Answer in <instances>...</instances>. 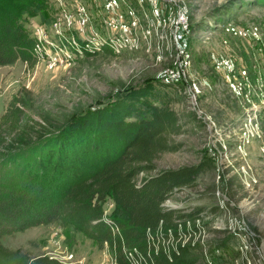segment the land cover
I'll list each match as a JSON object with an SVG mask.
<instances>
[{
	"label": "rangeland",
	"instance_id": "374dc122",
	"mask_svg": "<svg viewBox=\"0 0 264 264\" xmlns=\"http://www.w3.org/2000/svg\"><path fill=\"white\" fill-rule=\"evenodd\" d=\"M181 9L190 63L184 78L171 80L167 69L178 52L173 22ZM43 12L51 26L39 16L28 22L42 42L35 63L0 65V117L16 96L25 99L21 134H5L0 148L13 141L30 148L41 133L52 135L84 112L121 104L126 93L151 85L148 97L172 109L182 131L170 136L179 148L160 153L156 168L140 178L201 164L193 183L169 195L179 213L202 212L205 222L234 218L231 229L210 227L203 244L190 239L186 260L207 264V254L214 264H264V0H49ZM222 57L233 62L229 75L214 68ZM228 78L241 87H230ZM104 209L116 215L111 198ZM163 233L164 227L156 243H172ZM2 242L62 264H116L107 246L69 241L59 222L7 234Z\"/></svg>",
	"mask_w": 264,
	"mask_h": 264
},
{
	"label": "trees",
	"instance_id": "16d2710c",
	"mask_svg": "<svg viewBox=\"0 0 264 264\" xmlns=\"http://www.w3.org/2000/svg\"><path fill=\"white\" fill-rule=\"evenodd\" d=\"M48 1L0 0V65L35 63L37 39L28 22L39 16L53 24L43 12ZM152 91L151 85L135 88L121 104L90 109L52 135L41 133L30 148H18L15 141L0 148V264H62L2 242L7 234L57 222L69 241L81 237L107 246L116 264H132L126 251L133 248L142 264H193L185 258L186 249L173 252L170 261L161 244L156 254L148 242L149 233L185 216L161 203L202 172L201 164H193L140 178L156 168L160 153L179 148L170 136L182 131L176 113L148 97ZM24 105L25 99L16 96L0 117L1 140L21 134ZM108 198L116 205L114 217L105 213ZM112 224L120 232L114 233Z\"/></svg>",
	"mask_w": 264,
	"mask_h": 264
},
{
	"label": "built area",
	"instance_id": "2783aa9c",
	"mask_svg": "<svg viewBox=\"0 0 264 264\" xmlns=\"http://www.w3.org/2000/svg\"><path fill=\"white\" fill-rule=\"evenodd\" d=\"M155 2V0H154ZM175 24L174 26V34L173 38L176 41L177 45V59L174 62V66L172 69H167V75L171 78V80H178L181 78H184L186 76V70L190 63L189 61V54L185 48V39H186V32L189 29L188 24V17L186 10H179L177 12L176 20L173 22ZM227 30L233 31L237 34H242V31L240 29H235L234 27H231V25H227ZM41 28H38L36 33H41ZM254 33H256L254 31ZM42 42L37 41V47L36 52L39 50L41 51V44ZM233 62L231 58L222 57L217 58L214 61V68L217 71H220L222 73H225L227 75L230 74V72L233 70ZM239 75H242L244 77L246 75L245 70H240ZM228 83L230 87H233L234 89L240 88L241 84L236 81V78H228ZM175 188L174 190H176ZM173 190V191H174ZM173 193V192H172ZM171 193V194H172ZM161 207L163 209H170L174 210L176 212H179L178 208L179 205L175 203L170 196H168L162 203ZM184 211V210H182ZM188 214H191L190 216ZM188 214H184L185 216L174 220L175 225L168 226L164 228V237L163 240L167 239V241L172 240L173 242L176 241V244L167 243L161 244L163 247V252L167 256V258L172 261V253L180 254L185 248H188L189 246L186 244L190 239H192V245L196 243H204L205 236L208 235L209 229H231L232 225L234 223V218L227 217L226 220L219 219L217 216L212 218V216H209L206 222L204 221V216L202 212H191ZM207 217V216H206ZM162 223V222H160ZM161 228L159 227L154 233H149L148 242L150 245V248L156 253H159V244L156 243V238L159 236V233H161ZM111 229L114 233L120 232V227L117 224H112ZM234 231V230H233ZM159 240V239H158ZM179 242V243H177ZM191 245V244H190ZM127 258L132 262V264H142L140 260L137 259L135 253H138L137 248L129 249L126 251ZM140 254V253H139ZM70 257H73L71 254ZM206 263L207 264H214L213 260L209 258V256L206 254L205 256Z\"/></svg>",
	"mask_w": 264,
	"mask_h": 264
}]
</instances>
